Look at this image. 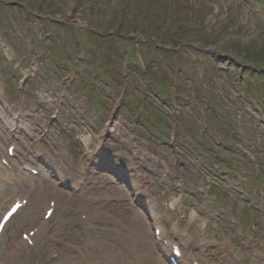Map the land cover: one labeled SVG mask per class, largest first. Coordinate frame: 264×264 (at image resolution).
Masks as SVG:
<instances>
[{
  "label": "rangeland",
  "instance_id": "obj_1",
  "mask_svg": "<svg viewBox=\"0 0 264 264\" xmlns=\"http://www.w3.org/2000/svg\"><path fill=\"white\" fill-rule=\"evenodd\" d=\"M10 122L18 156L28 146L29 159L51 170L43 193H26L1 175L2 196L9 188L17 189L13 197L37 200L33 214L24 218L22 210L6 228L0 264L103 263L109 249L89 252L72 209L83 200L82 181L93 187L86 196L103 200L95 210L119 194L151 200L139 211L152 228L189 230V240L176 236L196 261L264 264V0H0L4 135ZM103 129L102 149L83 157ZM55 189L79 201L55 216L35 250L21 245V233L40 224L44 203L59 204ZM124 207L122 216L107 212L126 224L137 213ZM104 212L97 222L105 224ZM207 238L210 247H200ZM73 244L85 248V260Z\"/></svg>",
  "mask_w": 264,
  "mask_h": 264
},
{
  "label": "bare ground",
  "instance_id": "obj_2",
  "mask_svg": "<svg viewBox=\"0 0 264 264\" xmlns=\"http://www.w3.org/2000/svg\"><path fill=\"white\" fill-rule=\"evenodd\" d=\"M11 128H12V125L10 122L9 128L6 129V131L8 130L6 135L3 134L2 129L0 128V177H1V175H3L4 179L7 183H9V181H11L12 184H14V183H17L18 185L20 184V186H19L20 189H26L25 187L27 186L28 190L26 191V193L27 192L34 193V191H40L41 193L46 192L48 189L46 180L49 176V174L46 170L47 169H49V171L51 170L50 166H48L49 164L45 165L46 166V168H45V166L42 165L43 163H40L39 161L37 162V159H36L37 165L35 163H33L29 159L30 153H33V152L31 151V149L28 146L24 147L21 145V148H23V152H22L21 158H19L18 160H13L12 158L8 157L7 147L5 148V151H4V149H3L4 145L2 143H3V141L4 142L8 141L12 145L16 144L17 147H16L15 152L21 154L20 146L15 141V133L13 131H11ZM1 137H3L4 139L2 140ZM88 141L89 140L87 139L85 142H88ZM98 142H100V141H98ZM91 145L88 144L86 146L89 147ZM27 150L30 153H27L26 152ZM94 151L95 150H93L92 152L89 151L88 155L90 153H93ZM35 154L39 155V152H37V150H36ZM3 159H6V161L8 163L7 165L2 164L1 160H3ZM23 165H27L28 167H31V169L37 170V174L34 176L33 174L23 172V170H22ZM16 166L19 167L17 174L12 175V168L13 167L15 168ZM39 167L42 169V175H40L41 171H40ZM18 172L23 173V174H28V175L32 176V178H38V179L34 183L32 181L26 182L25 177L21 176V178H20V175H18ZM9 186L13 187V185H9ZM84 187H86V185H84ZM133 187H137V185H133ZM3 189H4V187L0 185V209H2L4 211L7 209L6 206L8 205V203L4 202V204H3V200L7 197H10L9 199L14 198L15 196L13 197L12 193L15 194L17 189L12 190V189L8 188L9 195L8 196H2L3 194L1 195V192L4 191ZM86 189L88 190V187H86ZM55 192H57V196H59L60 199L58 197H56L55 195H53V198L54 199L57 198L59 201V204L57 203V201L55 199L54 200L56 202V204H54L55 211L51 215L50 219L44 220L43 218H41L40 224H38L39 226H36L37 231H36V235H34V237L35 236L40 237L41 235L44 236L47 234V231L50 229V224L55 219V216H56L55 213H56L58 208L62 209V211H60V212L63 213L65 211H68L67 210L68 205L71 206L69 204L70 201H74V202L79 201V200H75V199L66 200L65 193H62L59 190H56ZM35 194H37V193H35ZM51 194H54V193L52 192ZM98 195H100V194L97 193V195L90 197V196H86L85 194H83V200L79 201V202H81L80 203L81 205L73 204L74 208H76V211H78V209H79L82 215H86V219H87L86 221L87 222H84V224L86 225V228L88 226L92 225L91 222L94 219L100 218L102 216L104 210L108 211L107 209H109L110 211H112V212H114L120 216L123 215V212H124L123 211V205L124 204L121 202L122 199L119 197H116V203L115 204H110L108 201L105 200V204H103L102 206L98 207L97 210H95L94 205L103 201L102 198ZM16 197H19V196L17 195ZM22 199H25V198H21V200ZM46 199H47V197H46ZM36 200H37V197L34 195L32 196V198L29 199L28 204L25 205L24 210H25L26 214H25L24 218L33 214L30 210L34 205H36ZM38 200H40V198ZM128 202L130 205H132V201H128ZM48 204H45L44 207ZM125 206L128 207V204ZM137 210L133 208V212L137 213V215L133 219H131V221H128V223H126V224H122L115 217L111 216V218L117 220L118 226L114 230H103V232H107V234H110L109 232H114V235L110 236V238L113 239L114 241H116L117 243H119V246L117 249L113 248L112 246L108 247L107 240H98L95 235H92V233L87 232V245L93 246V241H94L97 243V246L107 247L110 251V253L107 252L108 254L102 255L101 259H102L103 263H101V264H166V259L170 256V248L168 247V245L162 244L161 239H158V240L155 239V232L151 231L150 221L148 222V219L146 218V216H144V214L141 213L139 210H138V212H136ZM18 214H19V212L17 211V213L14 214L7 223L10 224L12 219L17 217ZM149 217L154 218V219H152V218L151 219L153 221H156V223H159V219L157 216L151 215ZM32 219H33V217H31L30 219L28 218V222H31ZM137 219L139 222L141 221V224H142V222H144V224L146 223L147 226L145 225L146 226L145 228L139 227L140 223L137 221ZM143 227H144V225H143ZM161 235L163 238H166V232L164 230L161 231ZM91 236L94 237V239L88 238ZM1 237H0V240H1ZM203 242L207 243V244H204V246H209L208 245L209 244V238H207L206 241H203ZM24 244H26V243H24ZM21 245H23V243H21ZM137 246H138L137 257L134 258L132 255L128 254L127 250L132 251ZM15 250L16 251H13V253H11V255H13V257L8 259L7 261L13 260L17 256L16 254H17L18 250L17 249H15ZM97 261H100V259ZM94 262H95L94 264H97L95 260H94ZM67 264H72V263L67 262ZM210 264H216V263L210 262Z\"/></svg>",
  "mask_w": 264,
  "mask_h": 264
}]
</instances>
